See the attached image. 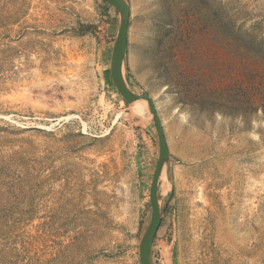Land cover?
<instances>
[{"label":"rangeland","instance_id":"374dc122","mask_svg":"<svg viewBox=\"0 0 264 264\" xmlns=\"http://www.w3.org/2000/svg\"><path fill=\"white\" fill-rule=\"evenodd\" d=\"M126 2L125 79L170 155L151 264H264V0ZM118 25L0 0V264H140L159 146L113 83Z\"/></svg>","mask_w":264,"mask_h":264},{"label":"water","instance_id":"95a60500","mask_svg":"<svg viewBox=\"0 0 264 264\" xmlns=\"http://www.w3.org/2000/svg\"><path fill=\"white\" fill-rule=\"evenodd\" d=\"M112 4L119 13V25L114 39V46L110 62V74L115 87L127 103L135 101L145 102L151 121L153 123L158 146V160L152 176L149 191V200L151 206L150 219L140 240V264H151L150 249L161 224L165 205L162 206L161 197L158 188L163 175L169 178L170 155L168 152L163 127L155 106L154 101L146 93L133 91L126 82L124 75V63L127 51V31L129 19V5L126 0H105Z\"/></svg>","mask_w":264,"mask_h":264},{"label":"bare ground","instance_id":"6f19581e","mask_svg":"<svg viewBox=\"0 0 264 264\" xmlns=\"http://www.w3.org/2000/svg\"><path fill=\"white\" fill-rule=\"evenodd\" d=\"M138 102H139V101H135V102H133V103H137L136 106H135V107H136V110H142V106H141V104H139V103H145V102H139V103H138ZM162 186H163V184H162ZM161 191H162V190H161ZM164 192H165V190H164Z\"/></svg>","mask_w":264,"mask_h":264}]
</instances>
